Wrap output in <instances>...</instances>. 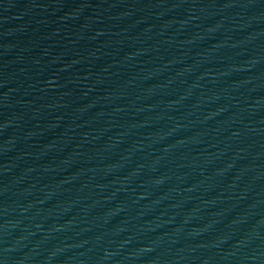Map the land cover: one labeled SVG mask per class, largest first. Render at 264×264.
<instances>
[{
	"label": "water",
	"instance_id": "water-1",
	"mask_svg": "<svg viewBox=\"0 0 264 264\" xmlns=\"http://www.w3.org/2000/svg\"><path fill=\"white\" fill-rule=\"evenodd\" d=\"M0 264H264V0H33Z\"/></svg>",
	"mask_w": 264,
	"mask_h": 264
}]
</instances>
